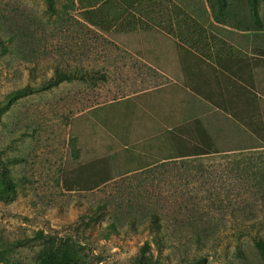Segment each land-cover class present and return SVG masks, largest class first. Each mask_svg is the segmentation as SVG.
<instances>
[{"label":"rangeland","instance_id":"rangeland-1","mask_svg":"<svg viewBox=\"0 0 264 264\" xmlns=\"http://www.w3.org/2000/svg\"><path fill=\"white\" fill-rule=\"evenodd\" d=\"M94 3L0 0L1 257L68 239L87 264H138L157 213L170 264H264V0L150 1L153 25L121 34L99 27L118 6ZM181 139L223 153L180 159Z\"/></svg>","mask_w":264,"mask_h":264},{"label":"trees","instance_id":"trees-1","mask_svg":"<svg viewBox=\"0 0 264 264\" xmlns=\"http://www.w3.org/2000/svg\"><path fill=\"white\" fill-rule=\"evenodd\" d=\"M250 6L253 12L257 11L258 0H250ZM260 55L264 56V50H259ZM75 76L84 77L86 76L88 79L95 78L98 76L97 73H89L86 71L79 70L78 68H74L72 71ZM71 73V72H70ZM64 72H57L47 83H42L37 87H26L23 89H17L8 96L9 102L13 101L21 97V95L32 93L39 90H47L53 86L61 83L64 78ZM105 77L103 76V79ZM184 135H190V133H185ZM194 135V134H192ZM197 135V134H196ZM195 141L194 143H187V139H181L178 143V146L181 150L185 149L184 154L179 156L180 159H184L187 157H205L211 155H217L223 153L219 150V148L212 141L201 140ZM197 141V142H196ZM201 141V143H199ZM159 215L154 213L151 215L148 221V231L152 238L155 249L158 253V256L155 257L153 252L150 249V244L145 243V245L141 248L140 261L138 264H170L169 259L167 257H162L164 249L168 244V236L165 234L162 223L160 222ZM255 246L258 249V252L262 259L264 260V239L257 238L255 239ZM240 249V248H239ZM0 263L2 264H16L11 263L9 260L1 257L0 255ZM37 264H87V257L80 252V250L75 247L70 240H62L56 246V248L42 257ZM181 264V263H179ZM189 264H205L204 259H197Z\"/></svg>","mask_w":264,"mask_h":264},{"label":"crops","instance_id":"crops-1","mask_svg":"<svg viewBox=\"0 0 264 264\" xmlns=\"http://www.w3.org/2000/svg\"><path fill=\"white\" fill-rule=\"evenodd\" d=\"M149 2L147 3V0H97V3H94L93 5H88L84 8V11H88L89 13L91 12H96V11H100L103 10V8H105V6L109 5L110 3L114 2L118 7L116 9V7H113V11H115L114 13H112L111 15H107V16H100L101 18L104 19L105 22V26L102 27V25H99L100 28H102L101 30L105 33H128V32H132L135 30H145V29H149L153 24L149 23L146 21V24L142 23L139 19L140 15H142V13L146 12V3L147 5L150 3V1L153 2V7H157L156 4L154 2H156V0H148ZM114 6V5H113ZM141 7H143L142 9H140ZM123 8V9H122ZM140 9V10H139ZM145 10L142 13H140L141 10ZM158 10H156L154 12V16H156ZM158 16L160 17L162 15V13H157ZM146 17H149V15H151L150 13L145 14ZM133 17V21H131V19L129 21H127V18ZM111 20V21H110ZM147 20V19H145ZM113 24H110V23ZM95 26H98L95 24ZM155 31H159V32H155L156 34H154V40L155 42H161L162 37L165 38V41H168L169 46H173L172 44L175 42L179 41V37H175L173 36V33L171 32V30H167V29H161L158 30L156 29ZM141 38H138V40H140ZM114 41V40H113ZM259 50H264L263 48H254L253 53L255 54L256 57H262L264 58V56L260 55ZM252 51V49H251ZM171 61H173L171 59ZM252 148V147H250Z\"/></svg>","mask_w":264,"mask_h":264}]
</instances>
